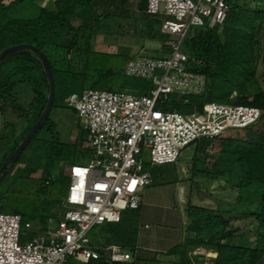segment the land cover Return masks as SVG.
<instances>
[{
    "label": "trees",
    "instance_id": "1",
    "mask_svg": "<svg viewBox=\"0 0 264 264\" xmlns=\"http://www.w3.org/2000/svg\"><path fill=\"white\" fill-rule=\"evenodd\" d=\"M20 1L0 0V52L13 45L31 43L47 55L55 79L53 107L62 105L72 93L102 85L109 90H114L117 85L138 95L147 94L154 87L152 79L127 75L125 66L120 70L103 66L102 58L97 57L99 53L91 49V38L100 32L101 27L100 15L92 10L89 0H57L54 10L39 6V13L35 16L13 15L11 9ZM75 18L79 19L78 24ZM161 22V18L151 16L142 30L149 38L160 41L166 52L170 36L161 31ZM263 26L264 0H233L223 24L192 26L183 47L189 57L188 70L204 77L203 88L186 94L173 91L163 96L157 105L163 110L192 114L202 112L207 103L218 100L261 110L258 122L244 128L228 129L214 139L194 144L193 171L225 178L237 189V201L242 200L244 205L235 204L224 210L218 206L188 202V225L183 242L165 251H155L154 257H147V252L139 245L142 203L136 209L128 211L127 208L119 221L97 224L89 232L91 243H116L130 251L131 260L114 264H158V254L176 256L178 264H203L197 255H192L196 247L212 249L215 252L213 264H264V88L257 74L261 47L259 35ZM77 59L81 61L80 68L74 65ZM128 60L126 57V64ZM23 84L30 85L33 91L26 104L19 101L16 89ZM78 87L80 91L76 90ZM48 94L44 66L33 51L13 52L2 59L0 111H15L29 123L20 137L0 136L5 148H1L0 167L40 117ZM4 127H7L6 122ZM55 131V121L49 115L18 161L0 180V210L19 213L24 222L31 221L34 235L46 229L47 220L58 217L63 210L62 190L70 180L68 164L77 159L87 161L91 155L86 146L88 132L85 127L74 142L61 141ZM215 139H220V149L209 153L207 148ZM21 161L24 165L17 167ZM177 161L165 163L173 167L163 171L173 170L175 175ZM52 163L56 178L53 177ZM38 171L39 177H33ZM160 171L158 175V172L151 171L152 185L157 183L158 176L163 177ZM35 181L39 186L34 192L30 189V198H24L25 185ZM225 213L229 217L252 219L254 243L248 234L236 232Z\"/></svg>",
    "mask_w": 264,
    "mask_h": 264
},
{
    "label": "built area",
    "instance_id": "2",
    "mask_svg": "<svg viewBox=\"0 0 264 264\" xmlns=\"http://www.w3.org/2000/svg\"><path fill=\"white\" fill-rule=\"evenodd\" d=\"M232 1L147 0L146 13L161 18V31L170 36L169 50L161 56L137 54L125 73L152 79L154 87L142 95L99 88L69 95V105L86 121L90 158L71 165L63 210L32 240L22 241L23 228L34 230L31 221L0 210V264H71L72 257L101 264L131 260L120 244L92 245L89 232L141 205L142 190L154 183L145 167V150L152 166L175 162L200 140L259 121L261 110L242 104L209 102L202 112L189 115L157 106L173 91L191 93L202 85L203 76L188 70L184 40L192 26L223 24Z\"/></svg>",
    "mask_w": 264,
    "mask_h": 264
},
{
    "label": "rangeland",
    "instance_id": "3",
    "mask_svg": "<svg viewBox=\"0 0 264 264\" xmlns=\"http://www.w3.org/2000/svg\"><path fill=\"white\" fill-rule=\"evenodd\" d=\"M10 0H6L8 2ZM38 0H22L17 3V5L11 9L13 15L19 16H35L39 13ZM10 11V10H9ZM161 28V26H160ZM120 34H115V28H101L100 32L106 38V44L102 43L98 36H94L91 43V49L96 51L98 56L103 62L105 68L112 67L114 70H120L123 66H126V57L125 53H121V46L126 45H136L141 46L143 43L147 42L150 38L145 35L144 30L137 29H123ZM259 39L261 41L260 47V58L258 66V80L262 88H264V26L260 32ZM149 42V41H148ZM97 49V50H96ZM98 49H105L108 51H98ZM184 52H187L185 46L182 48ZM120 52V53H119ZM101 53V54H100ZM156 56V54H154ZM74 65L77 68H80L81 61L75 60ZM109 83V82H107ZM204 85V77H202V85L195 91L202 90ZM99 88H106L102 85ZM18 90V98L22 104H26L32 97L33 91L28 84L18 85L16 87ZM76 90L80 91L78 87ZM114 90H123L128 91V89L119 88L115 85ZM68 99L65 98L62 102V105L55 106L52 108L50 113V119L55 121V133L57 132L58 137L61 141L65 142H74L75 138L79 135L83 129L86 121L78 115V112L68 104ZM222 103L220 101H214ZM15 113V114H14ZM11 112L10 109L6 110L2 114L0 113V127L3 122L7 123V127L2 126L0 129V136L7 135L10 138H16L23 132L29 121L22 117L18 116V113L14 111ZM189 115V113H184ZM20 137V136H19ZM5 146V145H4ZM2 142H0V153L3 147ZM2 148V149H1ZM220 149V139H215L208 146L207 150L209 153H216ZM195 146H190L184 149L180 155L179 160L176 163V173L175 175L173 170H170L168 173L163 174V177L158 176L157 183L151 185L142 190V194L145 195V205L142 207V212L146 211L148 214L144 218H141L144 221H148L150 226L144 229H141L143 224L139 229V245L141 248H144L147 257H154L156 254L155 251L158 250H167L174 243L184 240L185 228L188 225V217L186 213V208L188 202L198 205H210L218 206L221 209L228 210L238 205L242 207L244 204L242 200L237 201L238 191L232 186V184L227 181L225 178L220 177H211L200 172L193 171V154ZM144 158L146 159V169L158 172L160 170H167L173 166L168 164L152 166L150 163V152L145 150ZM72 163L76 164H85L86 160L77 159L68 164V170ZM53 164V163H52ZM24 161H21L17 167H22ZM53 177L56 178V168L53 164ZM40 171L33 174V177H39ZM165 182V183H162ZM70 180H68L63 186L62 195L65 198ZM39 186V182H31L25 185L26 193L24 198L29 197L30 189L32 192L36 190ZM31 197V196H30ZM29 197V198H30ZM63 198V199H64ZM63 205V204H62ZM130 208H128V211ZM179 213L180 220H171L168 215H175ZM226 218L229 217L227 213L224 214ZM231 223L234 225V229L238 234L245 233L250 236L251 242L255 241V225L252 222V219L247 217H229ZM182 220V221H181ZM184 221H186L184 223ZM183 224V226L181 227ZM176 224V226H173ZM144 230V231H143ZM141 232V235H140ZM22 241L32 240L34 234L32 230L23 228L22 230ZM148 239L149 243L145 242V239ZM92 245H107L104 243H91ZM143 249V250H144ZM161 253V252H160ZM192 255H197L198 260L203 264H213V259L215 257V252L212 249L205 247H196ZM158 264H178V258L173 255H157ZM71 264H97L96 261H91L90 263H85L78 261L76 258H71Z\"/></svg>",
    "mask_w": 264,
    "mask_h": 264
},
{
    "label": "crops",
    "instance_id": "4",
    "mask_svg": "<svg viewBox=\"0 0 264 264\" xmlns=\"http://www.w3.org/2000/svg\"><path fill=\"white\" fill-rule=\"evenodd\" d=\"M38 5L49 8L51 10L56 9L57 7V0H38ZM89 3L92 7V10L96 11L98 15H100V21L99 25L101 28H115V34H120L123 29H139L142 30L146 26V21L148 20L149 15L146 13V6H147V0H89ZM75 23H79V19L75 18ZM102 43H107L105 36L99 32L97 35ZM93 37L91 38V43ZM149 41V42H148ZM147 42L143 43L141 46L136 45H126L123 46L120 45L121 53H125L129 59L133 58L137 54H140L142 52H146L151 55H162L165 52V47L161 44L160 41L149 39ZM97 50V49H96ZM109 50V49H108ZM105 49H98V51H108ZM120 53V52H119ZM2 114V112L0 111ZM4 124V122H3ZM4 126V125H2ZM2 126L0 129H2ZM161 175L164 174V171L161 170ZM159 172L157 173V175ZM145 195L142 194L143 200H142V207L145 205ZM141 207V208H142ZM148 213L146 211L141 210V218H144L145 215ZM179 213H176L175 215L171 214L170 216L171 220H180V217L178 215ZM182 221V220H181ZM186 221H184L185 223ZM183 223V224H184ZM141 229H144V225L146 227L150 226L148 221H144L142 219L141 221ZM182 224V226H183ZM173 226H176L174 224ZM181 226V223H180ZM181 226V227H182ZM186 229V228H185ZM144 231V230H143ZM141 235V232H140ZM185 236V234H184ZM149 238L145 239L144 241L149 243ZM181 241H178L174 244L180 243ZM173 244V245H174Z\"/></svg>",
    "mask_w": 264,
    "mask_h": 264
},
{
    "label": "water",
    "instance_id": "5",
    "mask_svg": "<svg viewBox=\"0 0 264 264\" xmlns=\"http://www.w3.org/2000/svg\"><path fill=\"white\" fill-rule=\"evenodd\" d=\"M26 50L33 51L37 55V57L41 60L44 66V73H45L46 79L49 83V94H48L45 108L43 112L41 113L40 117L38 118V120L29 128V130L26 132V134L24 135V137L22 138L18 146L15 148L13 153L0 167V180L6 175L7 171L12 166H14V164L18 161V159L20 158L22 153L25 151L29 143L32 141L36 133L44 126L47 118L49 117L52 111L54 100H55V79H54L51 63L47 55L43 51H41L37 46L31 43H21V44L7 47L0 52V64H1L2 59L8 54L13 53V52L26 51Z\"/></svg>",
    "mask_w": 264,
    "mask_h": 264
}]
</instances>
